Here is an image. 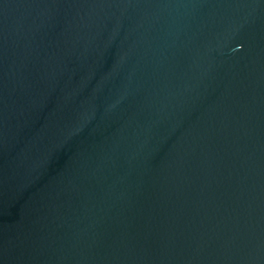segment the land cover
<instances>
[{"label":"water","instance_id":"water-1","mask_svg":"<svg viewBox=\"0 0 264 264\" xmlns=\"http://www.w3.org/2000/svg\"><path fill=\"white\" fill-rule=\"evenodd\" d=\"M0 264H264V0H0Z\"/></svg>","mask_w":264,"mask_h":264}]
</instances>
